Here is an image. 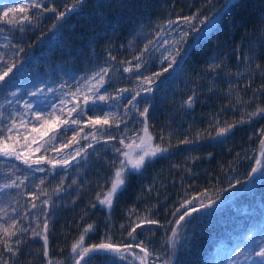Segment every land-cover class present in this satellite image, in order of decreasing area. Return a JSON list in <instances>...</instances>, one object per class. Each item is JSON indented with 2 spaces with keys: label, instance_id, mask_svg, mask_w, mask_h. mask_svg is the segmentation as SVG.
<instances>
[{
  "label": "trees",
  "instance_id": "obj_1",
  "mask_svg": "<svg viewBox=\"0 0 264 264\" xmlns=\"http://www.w3.org/2000/svg\"><path fill=\"white\" fill-rule=\"evenodd\" d=\"M74 4L0 0V54L7 62L0 61V75L15 64L0 84V137L17 133L4 137L5 124L17 122L30 93H46L39 105L51 112L60 97L108 70L97 93L107 99L95 96L81 115L72 113L77 123L58 128L53 150L98 133L76 163L63 169L45 160L41 171L0 155V224L15 220L17 232L10 241L16 254L0 244V264H72L80 257L72 245L89 225L84 248L107 243L127 251L93 252L84 264H141V248L149 253L145 264H223L244 249L255 255L264 239V168L256 164L264 160V115H253L264 108V0H81L57 19ZM8 9L14 11L5 17ZM25 15L30 19L21 21ZM162 41L182 49L167 72L176 49L163 55ZM89 117L109 123L94 126ZM145 128L149 147L167 151L126 176L111 206L101 204L123 158L116 150L127 151ZM253 167L258 171L249 177ZM185 200L197 208L214 203L177 226L172 248L168 238Z\"/></svg>",
  "mask_w": 264,
  "mask_h": 264
},
{
  "label": "snow or ice",
  "instance_id": "obj_2",
  "mask_svg": "<svg viewBox=\"0 0 264 264\" xmlns=\"http://www.w3.org/2000/svg\"><path fill=\"white\" fill-rule=\"evenodd\" d=\"M18 2V0H17ZM81 2V0H76V4H79ZM227 2V0H226ZM76 4H74L72 6V8L66 9L65 11L59 12L57 15V19L64 17L67 12L72 11L75 7ZM36 7H40L39 4L36 5ZM50 11L55 12V9H48ZM46 10V11H48ZM13 9H8L5 13L4 16L7 17L9 12H13ZM21 12L24 11V9H20ZM21 21H27L28 19H30L27 15L23 16L20 18ZM185 21H189L191 18L189 17H185L184 18ZM209 18L205 17L204 21H201V23H204L205 21H207ZM9 23H15V20H9ZM188 33H184V36H187ZM21 51H23V49H21ZM181 52L182 49L180 48L179 44H177L176 46V51L175 54L172 56V60L171 63H169L168 68H165L164 71L167 72L169 69H171L173 67V65H175L178 62V58L181 56ZM139 59V57L137 58ZM0 61H4V57L3 54H0ZM4 63H7L6 61H4ZM140 64L137 63L136 64V68H139ZM15 68V64H11L7 67V71H4L2 75H0V84L6 83L7 82V78L10 76V74L13 72V69ZM107 69H102L101 73L98 74V79L100 80L101 84L103 83V78L104 75L107 74ZM125 72L130 71L129 68H125L124 69ZM156 76L161 75V73H156ZM151 82V81H149ZM151 88L146 89V91H151ZM39 91V90H37ZM81 91V89H78L77 92L79 93ZM88 92L90 93V95H84L83 96V102H84V107H81L79 105L75 106L72 108V110L69 112V116L72 115L73 112H76L77 116L81 115V113L84 111V108H86L90 102H94L93 101V96H97V98L99 100H106L107 97L105 96H98L97 94V88L96 87H89L88 88ZM13 95H15V93H12ZM36 93H30V95H35ZM73 95H76L75 93ZM136 97H133L132 100L129 101V104L132 103L133 100H135ZM192 101V97L188 98V103L190 104ZM26 108H30L31 105L30 104H25ZM148 112V108L146 107L144 109V112L141 113V115H144ZM106 116L110 115V113H106ZM253 115H264V108H258L257 112L254 113ZM89 120L91 121V123L95 126V125H107L109 123L108 119H104L101 120L99 117L92 119L91 117H89ZM66 121H59L57 124L55 125H51L48 124L46 122L45 125L41 126V128L33 129V132L38 133L41 137L48 135L49 132L53 131V127H59L60 124H66ZM72 123L75 124L77 123V121L75 119L72 120ZM231 125H229L227 128H221L219 129V132L217 133L218 136H224L226 135L230 130H231ZM17 130V125L15 120H13L12 126L10 128H8V132L12 133L13 131ZM97 131H99V129H97ZM145 132H147V129H145ZM53 137H50V139ZM29 139V137H26L25 140L27 141ZM33 140V143H35V138H31ZM151 137H142L141 138V144L137 145L135 143L129 144L127 145V151H122L120 149H117L116 151L121 152L122 155V159L119 162V167L115 173V179L112 182V186L111 189L108 191L107 194H105V197L103 200L100 201L101 204L104 205H108L111 206L113 203V199L115 198L116 195L119 194L120 190L122 189L123 185L125 184V177L131 174H134L135 172L140 171L143 166H145L148 162L149 159L151 157L156 156L159 153H163L166 152L167 149L166 148H161L159 146L155 147V148H151V147H145L147 141H150ZM8 141H12L11 143H9ZM20 141L19 139H15L13 140L11 135H9V137H7V139L0 137V155L4 156V157H15L16 159H21V155L17 152V145H19ZM121 143H124L123 140H121ZM183 143H189V141H183ZM261 148L262 150H264V139L261 140ZM27 147L31 148V145H27ZM139 149V151L137 152L136 150ZM38 150V149H37ZM135 153V154H134ZM79 154V153H77ZM262 155H264V151H262ZM23 162L25 164H29V159L25 158L23 160ZM36 164H39L40 161L37 160L35 161ZM64 164H68V161L65 160ZM256 164L262 168H264V160L261 159H257L256 160ZM42 171V169H39ZM258 171L257 167H253L251 172L248 174L249 177H251L255 172ZM18 186V185H17ZM5 187H8V185H5ZM59 190V189H58ZM44 203L46 204L47 201H44ZM214 203V201L209 200L208 204H204V203H200L199 208L197 207H193L192 206V202L185 200L183 202V204H181V208L183 209L185 207V205H187V209L183 212L182 215L179 216L178 219L175 220V225L172 228V233L173 235L170 236L168 238L169 241V247L174 248L175 247V238L177 236L178 233V227L182 224V222H184L186 220V218H188L189 216H191L193 213L200 211L203 208H207L210 207L212 204ZM33 208L36 207L35 204L32 205ZM3 209H0V212H2ZM179 211V209L177 210V212ZM174 215H176V213H174ZM0 219H2V217H0ZM145 221H141V223L143 224ZM148 224H157L158 221L156 220H147L146 221ZM16 221L13 220L11 224H0V244H3L4 249H6L8 252L12 253L13 255L16 254L17 250H14L13 247L11 246V239L12 237L17 235V232L14 230ZM45 231L47 229V221H45ZM139 227V225L137 226ZM92 226L89 225L85 230L84 233L81 234V236L79 237L78 241L73 243L72 245V251L74 253H76L77 255H79L80 257H84L90 253L93 252H104V253H110L113 255H123L127 249H120L115 247L112 244H107V243H101L99 245H93L90 248H84L83 247V241L85 238V235L91 230ZM22 231H27V229H23ZM135 231V228L133 229V232ZM34 235H36L37 233L34 231L33 233ZM129 236H132V232L129 233ZM45 239V247H44V255L47 256L48 255V250H47V237H44ZM17 243H19V241H17ZM80 249V251L78 252L77 250ZM141 251H143L145 253V256L143 258H141V264H145V260L147 255L149 254L147 250L141 248ZM256 256L258 257H262L264 258V247H261L260 250L258 252L255 253ZM76 264H83L82 260H77ZM165 264H171V261H166Z\"/></svg>",
  "mask_w": 264,
  "mask_h": 264
},
{
  "label": "rangeland",
  "instance_id": "obj_3",
  "mask_svg": "<svg viewBox=\"0 0 264 264\" xmlns=\"http://www.w3.org/2000/svg\"><path fill=\"white\" fill-rule=\"evenodd\" d=\"M170 38V36L168 37ZM177 42H174L173 44L167 43L165 41L160 42L159 44V50L163 49V55L171 54L177 46ZM101 82L99 79H88L82 82L81 87L78 89H81V91L78 93L77 90L74 91L72 94L69 95H63V97H58L59 102L56 104L57 106L53 107L51 112H48V109H45L41 105H39V102H44L46 99L44 95L46 93H41L40 91H34L32 93H36L35 95H31V99H29L26 104H30V108H26L25 105H23L20 112H16V125H17V133L16 134H9L11 135L12 139L15 140L16 138L19 139L20 143L17 145V152L21 155V159L18 161L21 163H24L23 160L25 158L29 159V163L34 168L39 169L41 167L40 164H42V161L46 160V164L52 167L56 168H69L72 164L76 163L79 158L83 157L85 155V150L87 147V144L90 142L96 140L97 134L94 131H91L90 133H85L83 136L84 143L82 142L79 145H67L62 148H58L53 150V144L57 139L58 134V128L66 127L65 124H60L59 127H53V131L49 132L48 135L41 137L38 133L33 132V129H39L41 126L45 125L46 122L51 125L57 124L59 121H66L68 124L70 123L73 125L72 120L75 119L77 121V118H75V114L69 116V112L72 110L73 107L79 105L80 99H83L84 95H90L88 92L89 87H96L97 93H99V88L101 87ZM76 95H73V94ZM51 94H47V97L49 98ZM96 100V97L93 96V101ZM54 103V102H53ZM81 103V102H80ZM84 103V102H83ZM91 103V102H90ZM74 116V117H73ZM12 117V116H11ZM10 120V119H9ZM12 123L10 121H7L5 124L6 126V133L4 134V137L8 135V128H10V125ZM142 132L138 134L137 138L134 140L133 143L139 145V141L141 139ZM29 137V139L26 141L25 138ZM50 137H53L50 139ZM31 138H35V143H33V140ZM7 139V138H6ZM12 142V141H8ZM27 145H31V148L27 147ZM149 147V146H146ZM84 148V149H83ZM153 148V147H152ZM38 149V150H37ZM48 151L49 156L44 157V153ZM137 152L139 149L136 150ZM79 153V154H77ZM135 154V153H134ZM14 157V156H13ZM39 160L40 163L36 164L35 161ZM67 160L68 164H64V161ZM29 165V164H27ZM261 247H264V239L260 241L258 245V250H260ZM123 250V249H122ZM130 251V249H128ZM239 253H231L224 259L223 264H264V258L258 257L256 255H251L248 250H239ZM109 255H112L113 257H119L121 255H113L108 253ZM125 254V253H124ZM123 254V255H124ZM122 255V256H123ZM140 256L139 261L141 263ZM77 260H82V257H78L75 259V261L72 264H76ZM84 264V262H83Z\"/></svg>",
  "mask_w": 264,
  "mask_h": 264
},
{
  "label": "water",
  "instance_id": "obj_4",
  "mask_svg": "<svg viewBox=\"0 0 264 264\" xmlns=\"http://www.w3.org/2000/svg\"><path fill=\"white\" fill-rule=\"evenodd\" d=\"M145 129H147V128H145ZM145 129H144L143 132H142V136H141V138H142V137H146V136L150 137L148 129H147V132H145ZM150 143H151V140H150V141H147L145 147H146V146H149ZM139 144H141V139H140V141H139ZM143 167H144V166H143ZM142 169H143V168H142ZM142 169H141L140 171L136 172V173L141 172ZM120 191H121V190H120Z\"/></svg>",
  "mask_w": 264,
  "mask_h": 264
}]
</instances>
